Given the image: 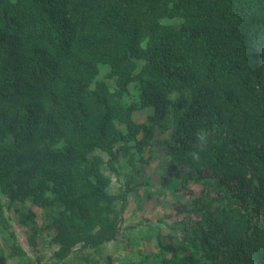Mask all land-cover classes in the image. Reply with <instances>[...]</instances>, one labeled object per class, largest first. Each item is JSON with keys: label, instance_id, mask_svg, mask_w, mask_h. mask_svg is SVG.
<instances>
[{"label": "trees", "instance_id": "16d2710c", "mask_svg": "<svg viewBox=\"0 0 264 264\" xmlns=\"http://www.w3.org/2000/svg\"><path fill=\"white\" fill-rule=\"evenodd\" d=\"M153 158L158 182H141ZM172 180L189 192L176 225L140 240L130 194ZM25 202V241L49 232L51 264H264V0H0V264L26 257L5 215ZM122 228L131 254L101 258Z\"/></svg>", "mask_w": 264, "mask_h": 264}, {"label": "rangeland", "instance_id": "374dc122", "mask_svg": "<svg viewBox=\"0 0 264 264\" xmlns=\"http://www.w3.org/2000/svg\"><path fill=\"white\" fill-rule=\"evenodd\" d=\"M105 64H99L98 67L100 68V74L98 77L103 76V72L106 70ZM107 83L109 84L110 87L113 86L112 80H107ZM129 93L130 96L133 97L136 94L135 89H133L132 85H129ZM129 99V98H126ZM150 112V108H144L139 111H135V113L132 114V118L139 122L141 121L147 113ZM105 157V156H103ZM161 166V162L157 160V158L150 159V162L144 167L142 170V176L139 177L138 179L141 180V182H144L145 177L147 175H150L155 182H158L157 179L159 177V170L158 167ZM118 170L120 174L117 177H112L111 181V186L110 190L112 192L116 191V187L119 186V184H122L123 177L122 173L127 172L129 168L125 165L123 159H119V162L117 163ZM147 174V175H146ZM151 178V179H152ZM211 180L206 179L205 184L208 185L210 184ZM177 187V182L175 180H172L166 190L162 193L158 192V188L154 189L153 185L149 186V192H151L150 199L145 198L144 194L145 191L147 190L146 188L142 189L141 192V187L138 189L139 194L136 196H131L132 193L130 194V200L129 204L127 205V211L124 214V223L123 227L125 226H135V233L139 236L140 240L145 239L147 235H152L154 229L152 228V224H155V220L158 217L164 218L167 222L173 220H177L179 218V215H177L174 212L173 208V203L175 202H186L188 199L189 192L186 191L185 189L183 190H176ZM188 189L193 193V194H198L199 190L201 188V185L198 183H194L189 181L187 184ZM142 199V201H141ZM29 202H25L23 204L15 203L10 206L9 209H5V215L7 218L10 220V223L12 225V229L16 235L17 241L19 244H21L25 250H26V257L22 260L17 259V258H12L10 260H6L7 263L10 264H15V263H21V264H51V262L54 260L53 258V249L55 246L53 244L49 243V232H41L39 235H37L34 238L35 241V246L32 248L29 245H27L25 238L29 234V229L26 228L24 225L18 223L17 221V213L16 211L14 212V207L19 209L20 211L26 212V209L29 207ZM31 210L34 212L35 215V222L37 225H41L44 222L47 221V215L44 210H41L38 207H30ZM17 215V216H16ZM175 223L173 222V225ZM176 225V224H175ZM123 232L119 236L118 240H116L113 244H107L102 252H100V257H104L106 254H116L118 256H123L124 254L127 253V255H130L132 252L131 247H126L125 244L128 242V235L129 233L130 237H136L134 230L132 232H127V230H124L122 228ZM172 232L178 233L177 230H173ZM142 238V239H141ZM8 243L9 239L7 237V233L0 229V253L5 254L8 248ZM140 249L143 247L147 248L150 247L151 250V241H146V244L142 246L139 245ZM130 253V254H129ZM82 254L88 256L90 259H93V257H98V254L95 255L94 251L85 249L82 250ZM72 257V256H71ZM133 259H136V255H132ZM75 264V259L72 260H67L66 264ZM148 263L151 262V257L148 258L147 260Z\"/></svg>", "mask_w": 264, "mask_h": 264}]
</instances>
